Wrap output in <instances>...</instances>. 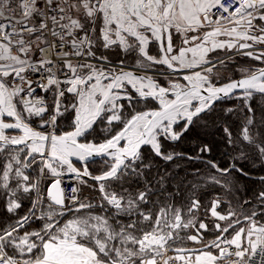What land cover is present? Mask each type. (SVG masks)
Listing matches in <instances>:
<instances>
[{"label":"snow or ice","instance_id":"1","mask_svg":"<svg viewBox=\"0 0 264 264\" xmlns=\"http://www.w3.org/2000/svg\"><path fill=\"white\" fill-rule=\"evenodd\" d=\"M0 264H264V0H0Z\"/></svg>","mask_w":264,"mask_h":264}]
</instances>
